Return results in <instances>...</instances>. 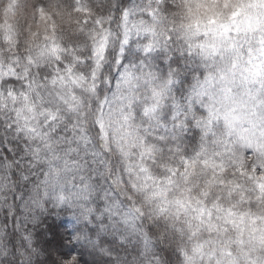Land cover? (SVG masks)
Here are the masks:
<instances>
[{
  "label": "clouds",
  "instance_id": "9594fccd",
  "mask_svg": "<svg viewBox=\"0 0 264 264\" xmlns=\"http://www.w3.org/2000/svg\"><path fill=\"white\" fill-rule=\"evenodd\" d=\"M0 264H264V0H0Z\"/></svg>",
  "mask_w": 264,
  "mask_h": 264
}]
</instances>
